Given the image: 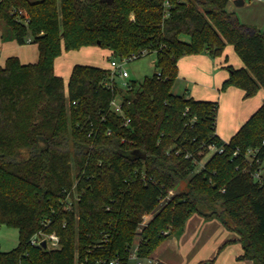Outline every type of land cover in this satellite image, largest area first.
I'll use <instances>...</instances> for the list:
<instances>
[{
  "label": "trees",
  "instance_id": "trees-1",
  "mask_svg": "<svg viewBox=\"0 0 264 264\" xmlns=\"http://www.w3.org/2000/svg\"><path fill=\"white\" fill-rule=\"evenodd\" d=\"M229 1H0L16 41L38 47L37 62L10 56L0 66V226L18 229L0 264H151L193 213L236 235L220 250L238 242L239 260L264 264V181L245 171L250 149L264 160V102L225 142L217 100L173 91L181 56L218 57L228 44L244 66L227 65L220 90L264 89V32ZM85 46L129 61L155 53L156 72L125 88L109 84V68L77 63L66 82L56 57ZM210 143L224 151L209 153ZM39 230L56 232L60 247L31 244Z\"/></svg>",
  "mask_w": 264,
  "mask_h": 264
},
{
  "label": "crops",
  "instance_id": "crops-1",
  "mask_svg": "<svg viewBox=\"0 0 264 264\" xmlns=\"http://www.w3.org/2000/svg\"><path fill=\"white\" fill-rule=\"evenodd\" d=\"M247 4V0H230L228 8L234 11L242 22L246 23L247 13L244 7ZM246 24L254 25L260 29L257 25L260 23ZM87 47L96 48L97 46ZM100 49L101 54H103L102 51L104 50ZM93 51L98 55L99 50L94 49ZM234 53V47L228 44L222 55L218 57H212L208 53L183 55L178 59V75L175 80V83L180 81L181 84L185 85V92L190 97L199 100H217L219 102L215 133L225 142L230 140L234 133L264 102V89H260L251 97H246L242 89L234 86L227 88L225 91L220 90L223 81L229 75L226 66L229 64L236 68L244 66L240 57L235 56L236 53ZM86 63L108 68L107 65L95 61ZM73 66L67 61H56L55 72L66 81ZM235 237L236 235L231 234L219 218L205 219L202 215L193 213L186 220L182 234L179 237L172 236L166 239L152 252L150 257L160 264H172L176 257L182 261L213 264L212 262L209 263L211 260L207 257L209 252L222 246L228 239ZM238 245L239 248L228 250L229 252L224 255L221 264H252L248 260L238 259V255L242 253L241 244L238 243Z\"/></svg>",
  "mask_w": 264,
  "mask_h": 264
},
{
  "label": "rangeland",
  "instance_id": "rangeland-1",
  "mask_svg": "<svg viewBox=\"0 0 264 264\" xmlns=\"http://www.w3.org/2000/svg\"><path fill=\"white\" fill-rule=\"evenodd\" d=\"M247 6L244 7V10L247 13L246 23H260L258 27L261 31L264 32V0H247ZM31 37L28 38V41L25 43H18L13 36V33L10 27L6 24L3 19H0V66L4 65L6 59L10 56H17L22 63H35L38 60V47L37 43L31 41ZM188 39V38H186ZM101 47H81L79 49L72 50H64L59 56L56 57L55 62H63L67 61L68 63L74 65L77 63L87 64L88 61H95L96 63L107 65L110 67V59L111 52L109 50H105L103 54H101ZM99 50L98 55L94 53L93 50ZM236 53V52H235ZM234 53V54H235ZM95 55V56H93ZM235 56H238L237 53ZM239 57V56H238ZM126 68L129 72V77L126 79L117 77V82L119 85L122 84L123 81L135 80L137 82L142 81L146 76H152L156 72L155 67V53H150L144 55L140 58L133 59L127 62ZM67 81V79H66ZM173 91L175 93H186L185 85L181 84L180 81H176ZM209 156V155H208ZM208 156L205 157L208 158ZM264 175V171H263ZM184 185L179 187L177 190L183 189ZM176 190V191H177ZM175 192V191H174ZM151 215H147L145 217V221H147ZM231 234H234L229 230ZM18 244V229L15 227H10L7 225L0 226V248L3 251H9L13 249ZM135 248V247H134ZM235 250L239 248L237 242H232L229 245L225 246L220 250V247L215 248L213 251L209 252V259L212 260L213 264H221V260L225 254H228L229 249ZM135 249H132L134 252ZM172 264H199L196 262L190 261H182L176 257Z\"/></svg>",
  "mask_w": 264,
  "mask_h": 264
},
{
  "label": "built area",
  "instance_id": "built-area-1",
  "mask_svg": "<svg viewBox=\"0 0 264 264\" xmlns=\"http://www.w3.org/2000/svg\"><path fill=\"white\" fill-rule=\"evenodd\" d=\"M1 1V0H0ZM263 1V0H262ZM19 14H21V11L19 12ZM25 14V13H24ZM22 21L27 24L28 22V17L25 14L24 18L22 19ZM129 61L128 58L126 57H122V58H111L110 59V73H111V80L109 81V84H113V81L117 79V77L126 79L127 77H129V72L126 68V64ZM122 87H127L128 83L127 80L123 81L121 84ZM111 107L112 109L120 115H123V108L121 105V101L120 99L116 96L112 101H111ZM207 149L209 151V153L211 152H223L224 151V147L218 146L215 143H210L207 145ZM257 149L253 150L250 149L248 151V165L245 168V171L249 172L251 174V176L259 181H264V175H263V171H264V160H261L257 157ZM238 152V150H236L234 152V155H236ZM254 162L257 163V165H254ZM43 240L47 241V245L49 249H55V248H59L61 245L60 242V236L56 233V232H46L44 230H39L37 231L30 239V243L33 244L34 246L40 247V244ZM131 257L134 259L136 258V249L134 250V252H132ZM148 263L151 264H160L158 262H155L154 260H152L151 257H149L147 259ZM140 263V262H138ZM108 264H118V259H111L109 260Z\"/></svg>",
  "mask_w": 264,
  "mask_h": 264
},
{
  "label": "water",
  "instance_id": "water-1",
  "mask_svg": "<svg viewBox=\"0 0 264 264\" xmlns=\"http://www.w3.org/2000/svg\"><path fill=\"white\" fill-rule=\"evenodd\" d=\"M136 153H139V151L137 150ZM143 156V155H142ZM144 157V156H143ZM40 246L43 248V250L45 251H48L49 248H48V245H47V241L46 240H43L40 244Z\"/></svg>",
  "mask_w": 264,
  "mask_h": 264
}]
</instances>
